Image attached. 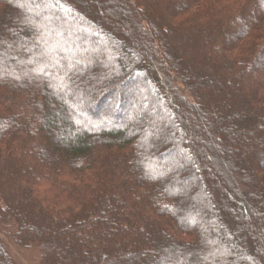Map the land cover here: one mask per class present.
<instances>
[{"label":"trees","instance_id":"16d2710c","mask_svg":"<svg viewBox=\"0 0 264 264\" xmlns=\"http://www.w3.org/2000/svg\"><path fill=\"white\" fill-rule=\"evenodd\" d=\"M3 237L38 264H264V0H0L13 264Z\"/></svg>","mask_w":264,"mask_h":264},{"label":"rangeland","instance_id":"374dc122","mask_svg":"<svg viewBox=\"0 0 264 264\" xmlns=\"http://www.w3.org/2000/svg\"><path fill=\"white\" fill-rule=\"evenodd\" d=\"M80 4V3H79ZM80 6H83L84 9H86V5H83V4H80ZM45 9L49 8V6L47 4H45L44 6ZM127 13H123V15H125ZM64 17V16H63ZM65 17H68V16H65ZM99 34L104 36V33L102 30H99ZM78 43H81V41L79 39H77ZM74 43V42H73ZM88 46V45H86ZM100 48L98 49V53L99 54H104L105 57H106V60L109 58V56L106 54L105 51H103L105 49L104 46H99ZM110 61V60H109ZM135 87L134 85L132 84L131 86L130 85H125V87L122 86L121 90L122 92L121 93H124L125 97L129 96V94L134 91ZM116 97V95L114 96ZM106 97L102 95L97 99L95 100L96 102L94 103L95 107L99 108V110L97 111V117L96 118H102V117H105V116H108V115H112L114 116L115 115V112H111V107L109 108V99H105ZM111 102V101H110ZM98 103V104H97ZM96 108V109H97ZM94 116V115H93ZM116 120V119H115ZM118 121V120H116ZM120 122V119L119 121ZM208 140L207 138H205V140H201V148H204V150H206V154L207 156H213V157H216L220 160V163H221V166L223 167V169L225 170L226 169V166H229V165H233V160H230V158L228 156H224V154H222V152H220L219 148L218 147H215L214 146V149H216V153L214 152L213 148L211 150L210 147H208ZM235 155H234V159H235ZM2 243L4 244L5 248H6V252L10 258V260L13 262V264H38V261H36L35 259V255L33 254L32 251H26V250H23V249H20L18 248L12 241L10 238L8 237H3L2 238Z\"/></svg>","mask_w":264,"mask_h":264}]
</instances>
